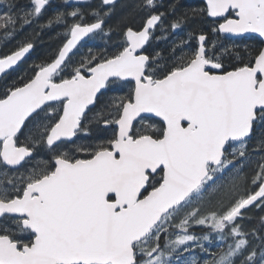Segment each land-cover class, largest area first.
<instances>
[{
    "label": "snow or ice",
    "instance_id": "snow-or-ice-1",
    "mask_svg": "<svg viewBox=\"0 0 264 264\" xmlns=\"http://www.w3.org/2000/svg\"><path fill=\"white\" fill-rule=\"evenodd\" d=\"M0 5V264H264V0Z\"/></svg>",
    "mask_w": 264,
    "mask_h": 264
},
{
    "label": "trees",
    "instance_id": "trees-1",
    "mask_svg": "<svg viewBox=\"0 0 264 264\" xmlns=\"http://www.w3.org/2000/svg\"><path fill=\"white\" fill-rule=\"evenodd\" d=\"M9 2L24 5L28 3V0H9ZM97 2L98 0H93L92 4H95ZM134 2L135 0H120L117 3L115 13L109 23L115 24L116 22L120 21L122 17H124L131 11ZM163 3L167 5L169 3V0H163ZM178 3L183 7V9L204 6V4L200 0H178ZM64 7L65 5H63V0H51V8H49V13L55 12L57 9H63ZM3 8L4 5H0V10H3ZM136 24L139 25L138 16L136 17ZM17 39H19V37H17ZM226 42L230 43V41ZM59 43L60 41L56 38L55 31H48L43 34L38 40H36V47L33 49L31 55L26 59L24 63L19 66L17 73H14L13 75L15 76L18 74H23L24 69H26L30 63H39L40 61L48 58V56L53 52V50L58 46ZM248 43L253 47L258 46V41H249ZM15 44V40L11 42L4 41L3 35L0 34V55H3L5 52L14 48ZM100 47H102V44L99 46V48ZM248 171L250 172L251 169H248ZM251 214H254L253 216H258L260 213L258 211H254Z\"/></svg>",
    "mask_w": 264,
    "mask_h": 264
},
{
    "label": "flooded vegetation",
    "instance_id": "flooded-vegetation-1",
    "mask_svg": "<svg viewBox=\"0 0 264 264\" xmlns=\"http://www.w3.org/2000/svg\"><path fill=\"white\" fill-rule=\"evenodd\" d=\"M98 48H99L98 46L93 47V50H94V49H98ZM82 51H86V49H85V50H82ZM0 87H2V84H0ZM125 91H126V89H125ZM120 94H122V93H120Z\"/></svg>",
    "mask_w": 264,
    "mask_h": 264
},
{
    "label": "water",
    "instance_id": "water-1",
    "mask_svg": "<svg viewBox=\"0 0 264 264\" xmlns=\"http://www.w3.org/2000/svg\"><path fill=\"white\" fill-rule=\"evenodd\" d=\"M118 1V0H117Z\"/></svg>",
    "mask_w": 264,
    "mask_h": 264
}]
</instances>
